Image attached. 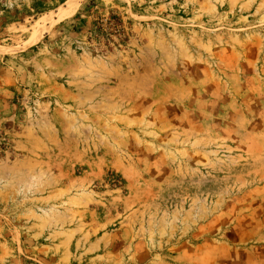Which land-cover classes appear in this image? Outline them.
<instances>
[{
	"label": "rangeland",
	"instance_id": "rangeland-1",
	"mask_svg": "<svg viewBox=\"0 0 264 264\" xmlns=\"http://www.w3.org/2000/svg\"><path fill=\"white\" fill-rule=\"evenodd\" d=\"M0 264H264V0H0Z\"/></svg>",
	"mask_w": 264,
	"mask_h": 264
},
{
	"label": "bare ground",
	"instance_id": "bare-ground-1",
	"mask_svg": "<svg viewBox=\"0 0 264 264\" xmlns=\"http://www.w3.org/2000/svg\"><path fill=\"white\" fill-rule=\"evenodd\" d=\"M7 50H9V49L0 46V51H7Z\"/></svg>",
	"mask_w": 264,
	"mask_h": 264
}]
</instances>
